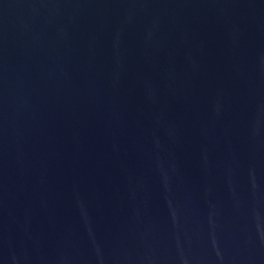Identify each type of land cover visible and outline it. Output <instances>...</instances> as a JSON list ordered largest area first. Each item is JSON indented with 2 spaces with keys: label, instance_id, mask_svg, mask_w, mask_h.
Returning a JSON list of instances; mask_svg holds the SVG:
<instances>
[{
  "label": "water",
  "instance_id": "water-1",
  "mask_svg": "<svg viewBox=\"0 0 264 264\" xmlns=\"http://www.w3.org/2000/svg\"><path fill=\"white\" fill-rule=\"evenodd\" d=\"M0 264H264V0H0Z\"/></svg>",
  "mask_w": 264,
  "mask_h": 264
}]
</instances>
